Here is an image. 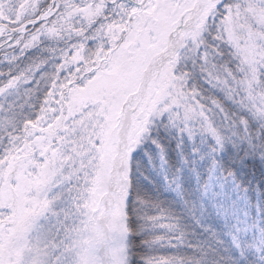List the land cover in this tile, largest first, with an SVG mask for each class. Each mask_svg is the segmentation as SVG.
<instances>
[{
	"label": "snow or ice",
	"instance_id": "snow-or-ice-1",
	"mask_svg": "<svg viewBox=\"0 0 264 264\" xmlns=\"http://www.w3.org/2000/svg\"><path fill=\"white\" fill-rule=\"evenodd\" d=\"M0 264H264V0H0Z\"/></svg>",
	"mask_w": 264,
	"mask_h": 264
}]
</instances>
